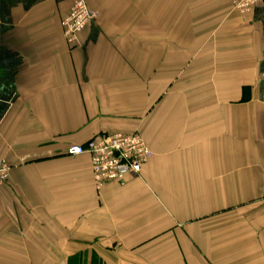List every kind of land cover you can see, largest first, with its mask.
<instances>
[{
  "label": "crops",
  "instance_id": "0c3cea01",
  "mask_svg": "<svg viewBox=\"0 0 264 264\" xmlns=\"http://www.w3.org/2000/svg\"><path fill=\"white\" fill-rule=\"evenodd\" d=\"M0 0V264H264V0ZM139 132L96 191L72 145Z\"/></svg>",
  "mask_w": 264,
  "mask_h": 264
},
{
  "label": "built area",
  "instance_id": "2783aa9c",
  "mask_svg": "<svg viewBox=\"0 0 264 264\" xmlns=\"http://www.w3.org/2000/svg\"><path fill=\"white\" fill-rule=\"evenodd\" d=\"M263 0H230L232 9L239 13L250 9ZM84 0H75L65 17L60 21L62 36L68 46H74L77 37L96 19ZM70 157L86 155L89 157L96 191L108 182L123 184L128 175H139L142 167L149 162L153 153L137 131L123 135H103L84 145H72L66 150ZM10 173V166L0 159V187Z\"/></svg>",
  "mask_w": 264,
  "mask_h": 264
}]
</instances>
